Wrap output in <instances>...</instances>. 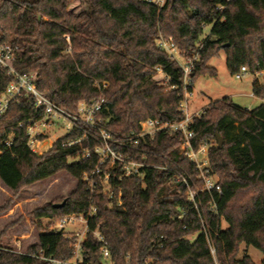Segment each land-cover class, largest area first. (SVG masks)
Here are the masks:
<instances>
[{"label": "trees", "instance_id": "trees-1", "mask_svg": "<svg viewBox=\"0 0 264 264\" xmlns=\"http://www.w3.org/2000/svg\"><path fill=\"white\" fill-rule=\"evenodd\" d=\"M78 1L0 0V46L19 48L12 62L18 73L33 77L38 91L71 115L80 103L105 98L96 128L74 129L41 156L27 146V123L41 119L43 113L35 111L30 99L11 103L0 117V181L4 187L15 199L22 190L58 174L72 176L77 187L64 199L66 206L55 209L52 204L33 215L59 221L87 215L95 207L83 243L86 264H105L103 244L95 232L103 237L113 264H254L248 254L238 256L242 245L264 256V104L247 110L226 98L194 119L192 145H210L211 170L221 188V194L214 191L212 198L200 193L199 212L188 199L187 186L179 181L184 178L193 188H202L194 164L180 153L182 135L160 132L134 152L140 158L145 155L151 167L143 179L111 182L115 197L121 192V206L109 200L102 188L91 194L82 178L100 166L96 149L102 146L101 130L120 141L138 134L140 123L147 119L163 123L184 119L181 90H168L181 87L183 73L157 48L159 36L173 39L185 58L198 55L191 91L199 77H217L209 62L221 52L232 75L242 67L252 75L264 71V0H232L229 4L224 0H167L161 9L139 0H82L87 11L76 13L73 6ZM157 69L170 79L168 85H160ZM7 86L8 79L0 72V97ZM253 93L263 101L264 85L256 81ZM85 134L80 144L63 147ZM218 136L224 142L221 149ZM111 148L127 151L115 144ZM87 153L89 158H85ZM213 200L215 210L210 208ZM12 203L0 206V215ZM204 226L213 241L216 261ZM38 228V243L25 253L0 247V264H51L42 257L72 259L71 239Z\"/></svg>", "mask_w": 264, "mask_h": 264}, {"label": "built area", "instance_id": "built-area-1", "mask_svg": "<svg viewBox=\"0 0 264 264\" xmlns=\"http://www.w3.org/2000/svg\"><path fill=\"white\" fill-rule=\"evenodd\" d=\"M148 5L156 8H163L167 0H139ZM232 0H224L229 4ZM221 10V8H219ZM157 48L165 53L172 62H175L182 70L183 80L180 88L174 86L169 87L170 90H181L179 96L182 98L180 103V111L184 115L181 122L163 123L156 119H147L140 123V131L138 134H131L127 139L115 141L111 135L106 131H100L102 139V146L96 149L100 156V166L91 173L84 174L82 182L87 186L88 191L93 194L98 188H102L104 195L111 201H116L118 206L122 205L121 192H118L115 197L114 185L120 183L127 178L143 179L145 170L150 168L145 160L146 156L140 158L134 155L138 152L143 142L147 140H154L160 132H167L171 135H182L184 142L180 146V153L195 166L197 172L196 180L202 184V188H193L184 178L180 179L187 186V196L190 202L194 204L195 209L199 212L202 206L200 193L208 194L212 198V193L216 191L221 194L219 180L216 179L213 172L211 173L209 147L210 145H201L195 148L192 145L194 132L191 129L195 118H199L204 111H191L190 99L193 97V90L191 91L192 81L191 74L198 62V55L185 58L182 56L181 51L175 44L173 39H167L159 36L156 41ZM18 47L12 45L0 46V72L8 79V86L4 94L0 97V117L4 116L11 103L19 102L22 99H30L34 103L36 112H42L43 116L39 120L30 121L27 123L28 135V148L36 155L41 156L43 153L48 152L53 145H49L46 132L48 129L58 125L62 122L66 125L67 134L71 133L74 129H80L85 132L90 128H96L97 115L103 110L105 105V98L100 96L95 99L91 104L80 103L75 115H71L57 104L44 97L37 89L34 78L28 75L18 73L12 66V62L16 59ZM158 74L163 75L165 86L168 85L170 79L163 73L161 69H157ZM249 70L242 67L241 70L235 74L236 80H243L248 74ZM257 77H264V71L256 73ZM107 85H104V89ZM99 122H101L99 120ZM47 130V131H46ZM76 141L65 142L64 148H70L80 144L85 138ZM111 144L117 145L119 148L126 149L132 152H116L111 148ZM90 154L87 153L85 158H89ZM108 164V165H107ZM107 165L106 170L103 167ZM113 181L114 185L111 183ZM212 210L216 209L213 200L210 203ZM96 208L91 207L87 215H71L63 220L56 221L53 226L49 228V232L63 233L68 239L73 241V257L68 261H55L42 257L43 260L49 261L51 264H86L83 258V243L86 235L90 230L89 221L96 214ZM80 223L84 226L82 232H72L66 234L65 228L68 225ZM207 227L204 226V232L207 235V241L210 246L211 254L216 261V250L213 241L209 235ZM100 243L103 244L102 260L105 264H113L109 251L103 237L98 233H94ZM42 254V252H41ZM217 263V262H216Z\"/></svg>", "mask_w": 264, "mask_h": 264}, {"label": "rangeland", "instance_id": "rangeland-1", "mask_svg": "<svg viewBox=\"0 0 264 264\" xmlns=\"http://www.w3.org/2000/svg\"><path fill=\"white\" fill-rule=\"evenodd\" d=\"M81 3L82 0H79L73 6L76 13L87 11ZM207 34L208 29L205 32V35ZM209 66L216 70L217 77L201 76L196 80L193 97L190 99L191 111H205L212 103L226 98H230L236 106L249 110L264 104V100L261 101L253 93L254 83L258 81L260 85H264V77H257L256 74L249 73L243 80H236L235 75H232L227 68L224 52H221L218 58L212 59ZM158 78L161 81L160 85L165 86L163 75L158 74ZM193 103L200 110H194ZM46 134L50 145L67 135L66 125L59 122L58 125L48 129ZM214 175L219 180L218 176ZM76 187L77 181L72 176L61 173L22 190L19 197L13 199L12 194L0 181V206L2 207L13 200L11 209L0 215V247L17 253H25L29 247L36 245L40 235L39 225L49 230L56 221L35 218L34 212L64 201L75 191ZM222 227L225 229L227 225L222 223ZM83 230L84 226L80 223L68 225L65 228L66 234ZM189 239L192 241L194 238ZM245 253L254 264H262L264 256L260 251L242 245L238 258L241 259Z\"/></svg>", "mask_w": 264, "mask_h": 264}, {"label": "water", "instance_id": "water-1", "mask_svg": "<svg viewBox=\"0 0 264 264\" xmlns=\"http://www.w3.org/2000/svg\"><path fill=\"white\" fill-rule=\"evenodd\" d=\"M217 139H218V148L221 149L222 146H223V143H224L223 139L221 137H219V136L217 137ZM66 204H67V201L64 200L61 204H55L54 208L55 209H61V208L65 207Z\"/></svg>", "mask_w": 264, "mask_h": 264}, {"label": "crops", "instance_id": "crops-1", "mask_svg": "<svg viewBox=\"0 0 264 264\" xmlns=\"http://www.w3.org/2000/svg\"><path fill=\"white\" fill-rule=\"evenodd\" d=\"M193 109H194V110H200V109H198V108L196 107V104H195V103H193ZM247 110H249V109H247Z\"/></svg>", "mask_w": 264, "mask_h": 264}]
</instances>
